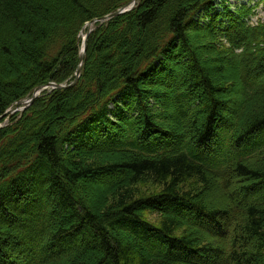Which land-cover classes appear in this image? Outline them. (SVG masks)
Wrapping results in <instances>:
<instances>
[{
	"label": "trees",
	"instance_id": "1",
	"mask_svg": "<svg viewBox=\"0 0 264 264\" xmlns=\"http://www.w3.org/2000/svg\"><path fill=\"white\" fill-rule=\"evenodd\" d=\"M130 1L0 0V117L73 81L85 25ZM218 1L96 24L78 84L0 128V264H264V26ZM220 184L237 203L209 206Z\"/></svg>",
	"mask_w": 264,
	"mask_h": 264
},
{
	"label": "rangeland",
	"instance_id": "2",
	"mask_svg": "<svg viewBox=\"0 0 264 264\" xmlns=\"http://www.w3.org/2000/svg\"><path fill=\"white\" fill-rule=\"evenodd\" d=\"M243 4H249V8L250 9H254L253 11H249L250 14H249L248 17H244L245 18V23H251L252 24L251 25L252 28H257V27H260V26H264V0H226L225 7L230 8V10L234 12L235 10H237V7L239 5H243ZM223 6H224L223 5V1L222 2H217L216 10L217 9L218 10L223 9L224 8ZM204 15L205 14H203L202 17ZM242 15L246 16L247 14H240L239 16H242ZM250 16H252V17H250ZM204 17H205V19H202L201 22H199V24L201 26H205V25L212 26L214 24L215 18L213 16H204ZM230 19L231 18L227 19L226 21L228 23L229 22L231 23L233 21V19H231V20ZM238 20H241V19L238 18ZM239 22L243 23V21H239ZM220 26L221 25H219V28H220ZM221 28H223V26H221ZM206 31H208V30H205V32ZM210 32L211 31L209 30L207 33H204L202 35L208 36V34H210ZM85 34H86V32H83L81 36L84 37ZM191 34H194V32H192ZM221 34H222V31L219 30V35H221ZM192 37H193V35H192ZM216 42L218 43V47H217L218 49L222 50L224 47H225V49H229L228 48L229 45H227L226 44L227 42H225L224 40H221L220 38H218ZM180 62H182V61L180 60ZM180 62L177 61L176 64H170V65H173L176 69H179V71H180L182 69L181 68L182 64ZM221 66L229 67V65H227V64L223 65V64H220L219 62L213 63V64H208L207 67H208V69L210 70V73L213 76H215V77L221 76L222 77V73H220L219 70H218L219 67H221ZM0 82H6V80L4 79V81L1 80ZM19 82H20V80H19ZM160 97H161V95H160ZM226 99H228V98H226ZM161 100H162V102L164 101V103H167V99L166 98L165 99L162 98ZM78 117H79V115H76V114L73 113L72 116H71L70 121L67 122V120H66L64 122V125L68 127L70 125L71 121L78 120ZM16 118H19V114H17ZM9 120H13V119H8L4 123H0V127L1 126H7ZM232 125L233 124H231L230 126H232ZM226 127H229V125H227ZM253 139L255 140V138H253ZM253 161H255V160H253ZM253 161L250 162V163H253ZM192 185L195 186L196 182L192 181V182H189V184H187L188 187H191ZM93 187L94 188H92V189L97 190L99 192L103 191L102 189L105 188L104 186H99L98 188H96L95 186H93ZM236 188L239 189L240 185L237 186V184H233V185L230 186V188L225 189L224 186H222V184H220V191L215 195V197L214 196L213 197H211V196L209 197V206L212 207V208L213 207L217 208V207L224 206V204H226V203H231L232 201L234 203H237V200H239V199L234 198V194L232 192ZM160 190H161V188L159 186H156V185H154L152 183H146V182H142V183L138 184L134 188V191L136 192L138 197L143 196V195L148 196V195L156 194ZM147 219L151 223H154L156 225L159 224V222H160L159 217L157 215H154V214H147Z\"/></svg>",
	"mask_w": 264,
	"mask_h": 264
},
{
	"label": "water",
	"instance_id": "3",
	"mask_svg": "<svg viewBox=\"0 0 264 264\" xmlns=\"http://www.w3.org/2000/svg\"><path fill=\"white\" fill-rule=\"evenodd\" d=\"M137 2H138V0H132L131 2H129L125 7H123V8H121L120 10H118L117 12H115V13H113V14H111V15H109V16H107V17H104V18H102V19H98V20H94V21H92L91 23H89L88 24V27H92L94 24H96V23H99V22H106V21H109V20H111V19H113V18H115V17H117V16H120V15H123V14H125V13H127V12H130V11H132L135 7H136V5H137ZM90 34V32L88 33V35ZM86 49H87V46L85 45V51H84V53L81 55V57H80V62H81V64L83 63V61H84V57H85V53H86ZM80 73H81V68H78V70H77V78H76V81H74L70 86H61V85H56V84H49V85H47V86H41V87H38L35 91H34V94H33V96L30 98V100L28 101V102H23V101H21V102H19L18 104H17V106H26V107H28L30 104H32L36 99H37V97H38V95H40L43 91H45L46 89H48L49 87L51 88V89H65V88H69V87H72V86H74V85H76L77 84V82H78V80H79V78H80ZM12 113V112H11ZM0 119H2V117H0Z\"/></svg>",
	"mask_w": 264,
	"mask_h": 264
},
{
	"label": "bare ground",
	"instance_id": "4",
	"mask_svg": "<svg viewBox=\"0 0 264 264\" xmlns=\"http://www.w3.org/2000/svg\"><path fill=\"white\" fill-rule=\"evenodd\" d=\"M218 2H222V1H218ZM116 12V11H115ZM115 12H113V13H115ZM113 13H111V14H113ZM111 14H109V15H111ZM109 15H106V16H104V17H107V16H109ZM104 17H101V18H99V19H102V18H104ZM116 18V17H115ZM114 19V18H113ZM96 20H98V19H96ZM112 20V19H111ZM94 21V20H93ZM110 21V20H109ZM92 22V21H91ZM91 22H89V23H91ZM108 21H106V22H99V23H96V24H104V23H107ZM89 23H87L86 25H85V27L83 28V30H82V32L80 33V35H79V39H80V55H79V64H78V67H77V70H78V68H81V73H80V78H81V75H82V69H83V65H84V62H85V57H86V53H87V49H86V53H85V57H84V61H83V63L81 64V62H80V57H81V55L84 53V51H85V45L87 46V48H88V39H89V36L91 35V33H92V31H93V29H94V27H95V25L96 24H94L92 27H88V24ZM83 32H86V34H85V36L84 37H82L81 35H82V33ZM90 32V34L88 35V33ZM77 70H76V72H75V75H74V80L76 81V78H77ZM80 78H79V80H78V82L80 81ZM75 86V85H74ZM73 86V87H74ZM5 120H6V118H5Z\"/></svg>",
	"mask_w": 264,
	"mask_h": 264
}]
</instances>
